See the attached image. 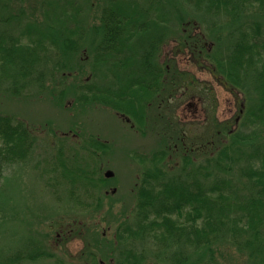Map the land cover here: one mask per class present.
<instances>
[{
	"label": "trees",
	"instance_id": "obj_1",
	"mask_svg": "<svg viewBox=\"0 0 264 264\" xmlns=\"http://www.w3.org/2000/svg\"><path fill=\"white\" fill-rule=\"evenodd\" d=\"M196 19L207 22L205 30ZM176 55L212 72L233 93L243 91L246 104L232 120L213 118L212 136L197 142L196 154L181 148L175 174L168 173L178 166L166 164L168 151L141 156L150 167L135 185L134 212L104 218L117 223L109 237L94 230L91 216L63 226L55 213L58 246L92 235L78 260L64 259L48 239L42 243L45 235L28 231L35 207L15 217L19 197L8 191L20 184L11 179L2 192L4 169L28 160L37 138L24 119L0 111V264H264V0H0V96L39 92L71 112L123 99L115 109L143 120L148 101L137 94L204 82ZM134 66L138 80L130 78ZM90 67L109 71L102 84L83 77ZM123 69L124 86L113 87V73ZM79 136L89 153L107 148L101 135ZM63 148L53 169L59 166L70 182L82 178L88 192L93 180L79 167L80 155L75 150L67 163ZM89 199L84 208L99 204L104 213L116 205L99 193Z\"/></svg>",
	"mask_w": 264,
	"mask_h": 264
},
{
	"label": "rangeland",
	"instance_id": "obj_2",
	"mask_svg": "<svg viewBox=\"0 0 264 264\" xmlns=\"http://www.w3.org/2000/svg\"><path fill=\"white\" fill-rule=\"evenodd\" d=\"M91 14L92 12L89 13V15ZM191 14L199 15L197 13ZM196 21L201 22L197 19ZM174 23L176 22L174 21L172 24ZM206 23H200L202 30L206 29ZM177 26L174 25L175 31ZM176 33L178 32H175L173 36ZM195 38L194 40L199 42L198 35ZM207 43L210 44L209 41ZM212 46L214 45L211 44ZM176 56L180 59L181 63L179 64L182 68L186 69L190 65L189 68L194 71V76L204 81L206 85L204 82V84L195 85L196 87L179 85L176 90L167 84L164 94L160 93L159 96H157V92L154 94H145L146 92L137 94L144 103L147 101L152 102V99L155 100L149 108H146L147 118L145 126H143V120L135 119L134 117L133 119L127 113L128 110L122 113L115 109L114 103L124 105L123 99H115L112 102L113 105L95 102L90 106H86L82 111L77 109L71 112L69 111L71 110L69 106L59 107L60 105H56L57 103L51 97L49 98L39 92L36 95L28 96V98L9 95L0 96V111L7 114L14 113L17 118L24 119L32 127V132L37 138L32 147L33 150L27 158L28 160L4 169L1 184L2 192L7 191L6 186H9L7 185L10 182L9 180L12 179L13 181L16 179L18 181L17 183L20 184V187H17V183H15L16 188L12 186L10 191H8L10 194H17L19 197L18 202L20 205L18 206H20V210L16 212L15 217H26L25 206L35 207L38 211V216L33 220V228L31 227L28 231L31 232L33 229V233L39 236L45 235L44 237L41 236L42 243L45 242L44 239H48L55 251L64 259L72 256L73 260H78L79 254L86 247V240H90L92 235H87L86 233V239L84 240L82 238L70 239L66 244L58 246L55 237L62 229L58 225L53 226L54 220L52 221V219L56 217L65 226V223L71 222L76 218L81 220L91 216L88 223L95 225L94 230L96 232L100 231L106 237H109L114 234L113 229L117 223L115 221L107 222L103 219H108L109 215L118 217L120 211L121 213L129 211L130 215L134 212L135 185H137L140 172L150 167L148 164L149 160L142 161L141 156H148L151 152L158 149L168 151L169 161L166 164L169 167L178 165L172 167L168 173L175 174L180 167V163L176 161L179 160L181 148L196 154L195 148L199 147V145H196L197 142L201 143L202 139L212 136L213 122L215 120L220 121L221 118L232 120L239 113L242 102L245 106L248 97L244 95L243 91L237 94L233 93L231 89L224 87L218 81V77L214 76L212 72L202 71L201 67L191 65L186 59L187 57ZM86 66L88 67L87 64ZM139 68L134 66V70H131L130 78L140 79ZM89 69L90 71L84 69L86 75L83 77L86 78L87 82L94 78L93 82L102 84L103 81H100L101 77L108 76L104 72L109 73L104 67L102 71L93 67ZM124 70L121 72L116 70L113 73L116 78L114 75H109L110 79L115 78L117 81L113 87L124 86L125 83L122 84L124 75L128 72ZM92 74L95 76H91ZM72 79L75 78L73 77ZM144 80H146L147 85L150 84L151 79L147 74ZM161 86L158 85L159 90ZM210 87L214 92L210 91ZM32 92L36 93L37 89H33ZM189 101L195 104L198 103L200 117L193 119L195 123L189 124L190 126L187 129L179 117L181 114L180 108ZM231 101L232 104L230 103ZM125 117H127V120L124 119ZM83 133H89L93 136L101 135L104 139L99 137L105 141L106 150H98L95 154L86 151V148L82 145V138L79 136ZM60 144L65 147L63 148V157L67 163L73 162L75 150L80 155V158L76 159L79 167L86 168L90 173L88 176L93 180L89 185L85 183L89 193L84 192L81 187L84 186L82 178L80 179L81 181L70 182L69 179L61 176L59 166L56 167L57 169H53L54 162H57L56 156ZM107 170L112 172L109 177L105 176ZM99 187H102L101 191ZM72 189H74V195L77 196L79 203H75L71 199ZM98 193L102 196V199L107 200V203L108 201L112 205L116 203L107 211L108 214L107 212L104 213L99 204L96 207L84 208L85 203H89L90 195L95 197ZM117 210L120 211L117 212ZM55 213L57 215L52 218ZM46 215H50V217ZM97 222L98 225H96ZM35 225H37L36 229H34ZM45 247H47L46 244ZM43 248L44 245L41 249ZM148 257L151 256L149 255ZM40 263L42 261L38 264Z\"/></svg>",
	"mask_w": 264,
	"mask_h": 264
},
{
	"label": "flooded vegetation",
	"instance_id": "obj_3",
	"mask_svg": "<svg viewBox=\"0 0 264 264\" xmlns=\"http://www.w3.org/2000/svg\"><path fill=\"white\" fill-rule=\"evenodd\" d=\"M160 64H162V63H160ZM149 77L151 78V76H149ZM151 83H152V81L150 80V84ZM163 89L166 90L165 88H163ZM159 94L160 93L157 92V96H159ZM152 102H155V100L152 99ZM152 102H149V101L147 102V108L150 107V105L152 104ZM230 103L232 104V101ZM180 110H181V114H180L179 119L187 127V129L190 126L189 124L195 123L193 119H195L197 117H200V115H199L200 109L198 108V103L195 104L192 101H189L188 103L185 104V106H183L182 108H180ZM146 118H147V113H146V115L143 118V122H144L143 123V126L146 125V122H145ZM124 119L127 120V117H125ZM203 119H205V117H203ZM223 120H226V119L225 118H221L220 119V121H223ZM158 150H162V149H158ZM158 150H155V151H158ZM105 174H106V172H105Z\"/></svg>",
	"mask_w": 264,
	"mask_h": 264
},
{
	"label": "water",
	"instance_id": "obj_4",
	"mask_svg": "<svg viewBox=\"0 0 264 264\" xmlns=\"http://www.w3.org/2000/svg\"><path fill=\"white\" fill-rule=\"evenodd\" d=\"M110 174H111V172H110V171H107V172H106V175H110Z\"/></svg>",
	"mask_w": 264,
	"mask_h": 264
}]
</instances>
